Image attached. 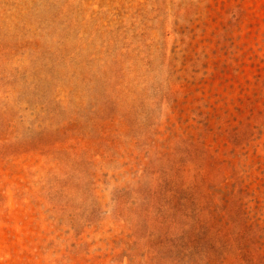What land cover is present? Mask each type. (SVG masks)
Segmentation results:
<instances>
[{"label": "rangeland", "instance_id": "374dc122", "mask_svg": "<svg viewBox=\"0 0 264 264\" xmlns=\"http://www.w3.org/2000/svg\"><path fill=\"white\" fill-rule=\"evenodd\" d=\"M0 264H264V0H0Z\"/></svg>", "mask_w": 264, "mask_h": 264}]
</instances>
